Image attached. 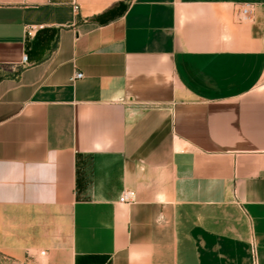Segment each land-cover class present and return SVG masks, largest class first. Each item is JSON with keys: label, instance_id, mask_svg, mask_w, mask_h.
I'll list each match as a JSON object with an SVG mask.
<instances>
[{"label": "crops", "instance_id": "obj_1", "mask_svg": "<svg viewBox=\"0 0 264 264\" xmlns=\"http://www.w3.org/2000/svg\"><path fill=\"white\" fill-rule=\"evenodd\" d=\"M0 264H264V0H0Z\"/></svg>", "mask_w": 264, "mask_h": 264}, {"label": "built area", "instance_id": "obj_2", "mask_svg": "<svg viewBox=\"0 0 264 264\" xmlns=\"http://www.w3.org/2000/svg\"><path fill=\"white\" fill-rule=\"evenodd\" d=\"M74 9L77 8V5H74L73 6ZM252 9H253V5L251 3H242L239 5L238 7V14H239V18L240 19H246L250 16L251 12H252ZM34 26H27L26 27V33L29 35L31 34V31L33 29ZM26 55L23 54L22 57H21V61L22 63H25L26 61ZM82 74L79 73V72H76L71 79L73 78H79L81 77ZM135 199V192L131 189H125L121 192L119 198H118V201L119 202H124V203H130L132 202L133 200ZM43 253V251L41 252Z\"/></svg>", "mask_w": 264, "mask_h": 264}]
</instances>
